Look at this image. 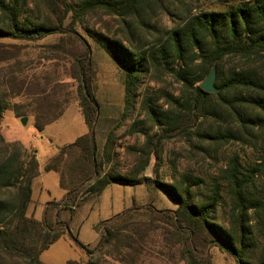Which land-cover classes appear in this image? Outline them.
Returning a JSON list of instances; mask_svg holds the SVG:
<instances>
[{"label":"trees","instance_id":"trees-1","mask_svg":"<svg viewBox=\"0 0 264 264\" xmlns=\"http://www.w3.org/2000/svg\"><path fill=\"white\" fill-rule=\"evenodd\" d=\"M200 1L33 0L37 10L29 12L25 1L0 0V127L12 110L44 129L64 114L74 85L88 127L46 164L47 171L58 172L65 194L46 203L41 219L27 214L41 173L37 150L0 134V264L2 259L47 264L41 254L65 235L86 250V264H101L103 254L132 264L158 233L171 244L167 253L175 264H195L197 252L213 245L237 264H264V234L253 224L256 219L264 233V191H256L260 181L264 185V0H216L205 8L196 6ZM99 15L116 28L97 27ZM89 38L125 70L126 108L143 96L148 118L165 126L147 136L125 171L110 165L113 132L102 149L99 145L98 70ZM29 45L44 51L36 64L22 58ZM214 65L218 93L200 86ZM158 75L180 83L179 95L168 85L159 88L167 101L156 96L163 86ZM166 104L174 106L165 109ZM192 124L200 143L240 144L255 158L232 150L209 175L183 171L169 182L141 175L160 143L190 131ZM112 183L154 184L177 208L125 209L99 225L101 236L91 249L73 234L71 221L86 197H99Z\"/></svg>","mask_w":264,"mask_h":264},{"label":"rangeland","instance_id":"rangeland-1","mask_svg":"<svg viewBox=\"0 0 264 264\" xmlns=\"http://www.w3.org/2000/svg\"><path fill=\"white\" fill-rule=\"evenodd\" d=\"M19 1L21 4L24 1L27 3L26 8L29 12L37 10H35L33 0ZM215 1L201 0L196 6L205 8ZM96 20L98 18L94 17L90 25L93 26ZM162 23H166V20H163ZM103 24L113 29L116 28V22L111 18L99 15V24L96 23V26L101 27ZM89 41L92 45L93 58L98 70L96 94L100 102L99 121L97 124L99 145L102 149L106 143L107 136L110 132H113L112 139L114 142L109 151L111 154L110 165L119 164L118 169L125 171L131 168L130 166H133L135 160H137L136 157L140 153L141 145L148 140L147 136L164 132L165 126L161 123H154L148 118L141 106L143 96L134 98L133 105L127 107L128 109L126 108L127 76L125 70L110 57L101 44L91 38H89ZM24 52L26 53H24L22 58L29 61L33 59V63H35L34 61H37L44 51L39 46L29 45ZM43 68L42 66L38 67L39 70ZM156 78L161 79L163 82L161 83L163 86L159 85L157 88L156 96H163V100L167 101L166 90H159V88H167L168 85L174 88L172 91L176 95H179L177 89L181 85L172 76L158 75ZM146 87L147 84L145 83L140 90L143 92ZM75 89L76 85H74L73 97L64 114L59 119L46 125L42 130L36 127L33 117H29L26 124H23L12 110H7L1 121L0 134L7 140L20 141L29 151L37 150L41 173L34 180L32 198L27 214L29 216L33 215L38 219L42 218L44 207L49 200H61L65 194V190L59 184L58 172L54 170L47 171L45 169L46 164L58 154L62 146L73 142L78 136L88 131ZM171 106L174 105L166 104L164 108L167 109ZM192 125L193 127L190 131L182 134L177 133L163 140L160 143L158 155H151L149 165L142 171L141 175L161 178L168 182L172 180L174 175L178 176L183 171L209 175V173H214L217 164L224 162V159L227 158L232 150H237L247 159L253 160L255 158L251 148L243 147L240 144L229 148H217L216 145L200 143L194 133L196 126L195 124ZM256 191L257 193L264 191L262 181L258 183ZM148 205L157 209L177 208V205L166 193L154 184L124 185L112 183L105 188L99 197L88 196L82 201L73 215L71 231L92 249L100 239L101 232L98 227L103 221L114 217L125 209L144 208ZM222 214L223 212L220 216L221 220L224 218ZM253 224L255 225V231L263 235L264 233L260 230V225L256 219H253ZM158 234L160 236L155 237L156 240L154 242L148 241V250L143 257L139 259L136 257L132 264H175V258L167 253V248L171 244L168 245L161 235L162 233ZM95 255L98 257V252H95ZM197 255L195 264H237L232 255L215 245L206 248L204 251L197 252ZM89 258L86 250L82 246L77 245L69 235H65L52 244L40 257L47 264H69L70 260L86 264ZM2 260V264H27L24 261ZM101 264L121 263L103 254Z\"/></svg>","mask_w":264,"mask_h":264},{"label":"water","instance_id":"water-1","mask_svg":"<svg viewBox=\"0 0 264 264\" xmlns=\"http://www.w3.org/2000/svg\"><path fill=\"white\" fill-rule=\"evenodd\" d=\"M216 79H217V67H216V65H214L211 68V71L209 72V74L200 83V86L207 92L218 93L219 89L216 86ZM20 119H21V122L23 124H26V122L28 121L29 117L28 116H24V117H21Z\"/></svg>","mask_w":264,"mask_h":264},{"label":"crops","instance_id":"crops-1","mask_svg":"<svg viewBox=\"0 0 264 264\" xmlns=\"http://www.w3.org/2000/svg\"><path fill=\"white\" fill-rule=\"evenodd\" d=\"M71 143V142H70ZM67 144H69V143H67ZM34 184V183H33Z\"/></svg>","mask_w":264,"mask_h":264}]
</instances>
